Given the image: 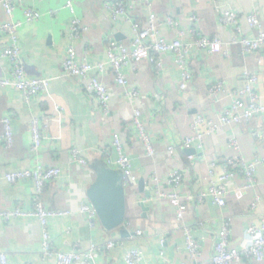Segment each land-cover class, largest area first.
<instances>
[{
  "label": "crops",
  "instance_id": "obj_1",
  "mask_svg": "<svg viewBox=\"0 0 264 264\" xmlns=\"http://www.w3.org/2000/svg\"><path fill=\"white\" fill-rule=\"evenodd\" d=\"M105 0H74L77 16L88 31L77 44V54L94 64L106 61V45L109 39L129 46L133 39L130 21L144 23L150 12L161 20L171 16L188 30L193 26L209 39L217 38L229 44L232 28L219 21L220 10L231 7L239 16L244 35L251 38L245 18L255 15L264 26V0H148L150 8L137 0H111L132 5L129 19L117 21L104 19ZM64 0H16L12 21L21 22L19 48L28 78H49L48 92L40 94L26 103L20 92L13 88L0 89V121L9 117L13 132V145L7 148L1 139L0 122V213L20 209L33 210L34 185L24 181L10 185L3 180L8 172L32 169L37 164L57 167L61 174L45 186L41 199L50 211L74 212L70 216L52 217L48 221V232L53 250L69 252L74 249L88 250L104 247L109 241H121L123 245L111 250L102 249L90 264H125L124 255L131 249L142 252L140 264H196L189 260L180 224L175 218V206L171 201L159 199L150 189H139L140 180L144 187L152 188L151 175L156 174L164 184L168 173H182L181 194L186 204L184 224L189 227L201 245V257L197 263L210 260L215 235L224 218H231L230 241L237 247L244 230L264 215V164L258 167L254 191L243 190L240 176L228 186L226 207L216 208L210 201L202 204L193 197L205 190L203 180L208 175V165L219 166L230 155L228 138L235 135L243 156L248 161L255 156H264V140L254 138L255 130L264 131V121L258 117L249 122L228 128L204 139L203 150H184L183 139L191 134L190 123L198 115L218 114L228 101L213 103L207 88L215 82H223L228 89L242 86V71L246 68L257 76L254 89L259 101L264 104V48L255 54H242L237 46L229 45L226 54H205L194 50L188 65L192 80L181 92L178 84L180 74L173 64L174 57H163L164 67L156 72L146 56L133 62L134 66L124 70L129 87L139 90V109L147 118V128L153 137L155 155L148 157L131 126L132 107L125 90L114 82L112 70L107 67L101 80L111 94L110 111L104 115L95 97L87 93L82 84L72 78H61V65L65 57L67 32L70 16L63 8ZM32 8L40 14L33 24H25L22 10ZM53 13L51 15L50 13ZM196 16L197 23L191 25L189 18ZM6 20L0 8V23ZM161 31L169 39L173 37L166 26ZM188 39V38H187ZM6 38L0 33V78L9 77L10 64L1 57ZM38 119L42 147L39 154L30 151V127ZM118 133L124 152L131 158L133 171L138 176L137 185L126 188V217L124 227L128 232L122 238L118 229L106 231L97 223L88 227L83 216L76 213L81 203H88L86 196L95 179L93 167L107 166V160H115L112 135ZM175 145L174 155L167 153L169 145ZM78 148L87 161L82 168L72 162L70 150ZM108 167V166H107ZM116 170L115 167H109ZM254 192L260 197L259 206L251 209ZM142 204V208L140 207ZM143 236H136V230ZM163 242V243H162ZM41 230L35 218L22 217L5 220L0 218V252L6 254L8 264H55L54 259L43 261L40 256ZM248 264V263H242Z\"/></svg>",
  "mask_w": 264,
  "mask_h": 264
},
{
  "label": "built area",
  "instance_id": "obj_2",
  "mask_svg": "<svg viewBox=\"0 0 264 264\" xmlns=\"http://www.w3.org/2000/svg\"><path fill=\"white\" fill-rule=\"evenodd\" d=\"M16 0H0V8L5 14L6 20L0 23V33L6 38V46L1 52V57L10 64L9 77L0 78V89L13 88L21 93L26 103L40 94L48 92L51 80L49 78H28L25 71V64L19 48V30L21 22L12 21V14L15 10ZM142 5L150 8L148 0H137ZM213 2L217 0H212ZM104 19L117 21L124 17L129 19V10L132 5L105 0L103 2ZM63 8L69 13V27L67 32V48L65 57L61 65V78H72L78 80L84 90L93 95L99 108L104 115L110 111L111 94L101 78L106 68L109 67L114 75V82L117 86L125 90V95L129 105L132 107L131 124L135 130L136 137L142 144L148 157L155 155L152 138L147 130L145 114L139 109L138 102L141 94L138 89L128 86V81L124 75V70L134 66L133 62L141 56H146L149 64L153 65L156 72L164 67L163 57L172 54L173 64L180 74L178 84L181 92L185 91L192 80L189 70L188 60L194 50L207 55L215 52L226 54L227 46H237L242 54H255L264 48V26L258 17L251 14L246 16L245 24L249 31L254 33V37L244 35L240 25L238 14L227 7L220 10V24L232 28V37L229 44H223L219 39H209L199 33L193 26L187 31L181 28L180 22L171 16L159 19L158 16L150 12L144 23H134L130 21V28L133 34L129 46L109 39L106 45V61L90 63L86 58H80L77 54V44L88 31L82 20L77 16L74 0H64ZM53 15V13H50ZM25 24L36 23L40 19V14L32 9L22 10ZM198 18L191 16L189 23H197ZM166 26L173 37L168 38L161 31V27ZM188 38V39H187ZM242 86L236 90H230L223 82H215L208 86L207 95L213 103L228 101V104L218 114L212 116L196 114L190 123L191 134L185 137L181 143L184 150L196 147L203 150L205 138L216 135L228 128L243 125L251 119L258 117L264 121V104H262L255 92L257 76L248 69L242 71ZM2 142L10 148L13 145V132L9 117L1 119ZM254 138L264 140V131L255 130ZM42 135L38 119L31 123L30 127V151L39 154L42 147ZM112 148L116 152V159L107 160L108 167H115L121 174V182L124 189L137 185L138 176L133 171L131 158L124 152L122 139L118 133L112 135ZM227 148L230 155L220 164L219 172L216 174L214 163L208 165V175L203 178L207 187L197 193L193 200L197 204L210 201L216 208L223 210L226 207V197L228 186L240 176L243 181V190L254 191L256 185V173L258 167L264 164V156H255L248 161L242 154L240 144L235 135L228 138ZM177 147L173 144L167 147V153L174 155ZM72 162L78 166L87 167V161L82 157L78 148L70 150ZM61 171L57 167H45L37 164L32 169L18 170L4 174L3 180L10 185L24 181H31L34 185L33 210L23 212L20 209L5 211L0 213V218L5 220L32 217L35 218L41 230L40 256L43 261L54 259L55 264H90L93 263L102 249L111 250L121 247V241L109 240L104 247H91L88 250L74 249L69 252H58L51 246V238L48 232V221L52 217L70 216L74 212L50 211L44 206L41 196L45 185L58 178ZM151 190L159 199L171 201L175 206V218L180 224V228L185 241V251L190 261L196 264H264V215L258 221L250 223L244 230V235L237 247L232 246L230 241L231 218H224V221L215 235L213 252L209 261L197 263L201 257V245L196 240L192 230L184 224L186 204L181 194L183 176L180 171L174 170L166 176L164 184L156 174L151 175ZM260 197L254 192L251 209L255 210L259 206ZM83 216L89 228L94 229L98 219L94 209L88 203H81L76 212ZM136 236H143V231H135ZM163 243V242H162ZM143 259L142 252L131 249L124 255L125 264H140ZM0 264H8L5 253L0 252ZM168 264V263H167Z\"/></svg>",
  "mask_w": 264,
  "mask_h": 264
},
{
  "label": "water",
  "instance_id": "obj_3",
  "mask_svg": "<svg viewBox=\"0 0 264 264\" xmlns=\"http://www.w3.org/2000/svg\"><path fill=\"white\" fill-rule=\"evenodd\" d=\"M95 179L89 186L86 196L94 209L99 224L106 231L118 229L119 235L127 237L124 223L126 217V194L122 186L121 174L103 164L93 167ZM139 189L144 187L142 180L138 183ZM142 208V204H140Z\"/></svg>",
  "mask_w": 264,
  "mask_h": 264
},
{
  "label": "trees",
  "instance_id": "obj_4",
  "mask_svg": "<svg viewBox=\"0 0 264 264\" xmlns=\"http://www.w3.org/2000/svg\"><path fill=\"white\" fill-rule=\"evenodd\" d=\"M146 117V116H145ZM146 123H147V118H146ZM131 126H132V124H131ZM147 130H148V132H149V134H150V136H151V138H152V142H153V137H152V135H151V133H150V131H149V129L147 128ZM49 183V182H48ZM47 185V184H46ZM45 185V186H46Z\"/></svg>",
  "mask_w": 264,
  "mask_h": 264
}]
</instances>
